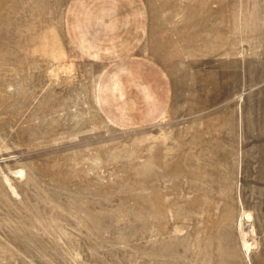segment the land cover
Returning a JSON list of instances; mask_svg holds the SVG:
<instances>
[{"label":"rangeland","instance_id":"rangeland-1","mask_svg":"<svg viewBox=\"0 0 264 264\" xmlns=\"http://www.w3.org/2000/svg\"><path fill=\"white\" fill-rule=\"evenodd\" d=\"M151 3L0 0V264H264V0Z\"/></svg>","mask_w":264,"mask_h":264},{"label":"crops","instance_id":"crops-1","mask_svg":"<svg viewBox=\"0 0 264 264\" xmlns=\"http://www.w3.org/2000/svg\"><path fill=\"white\" fill-rule=\"evenodd\" d=\"M94 1L97 2L95 9L87 8V5L93 3ZM151 1H155V0H73V4L70 10L72 12L69 13V17H72L75 22V26H73V30L72 31L69 30V33L71 32L73 33V36L71 37V39L76 40V42L80 41L81 44L83 43L82 47H85L86 49L94 48L96 47L95 46V44H97L96 42L100 39L99 35L103 33L102 29L99 30L98 28L102 27L104 24H107L108 20H111L113 18V19H118L117 22H120V19H126L125 21H126L127 27L125 30L128 31V26H129L128 19L135 17V20H132L131 25H132V29L134 30V32L132 33L133 34L136 33L137 35L136 37H132V39L134 41H140L139 33H143L144 35L145 33L148 32V37H146V41L148 45L146 48V51H148L150 55L156 52V56H159L158 51H157V49L159 48L153 45L152 31L154 30V17H157V15L153 11V3H151ZM80 19L89 20V23H88L89 27L98 26V28L94 30L93 29L88 30L90 32H95L94 33V35L96 36L95 40H93L92 38L90 39L86 38L87 32L85 33V29L80 27L81 26ZM124 23L125 22L123 21V23L119 24V26H123ZM136 23H141V24L138 25ZM176 24L182 25V22L180 23L175 22L174 25ZM162 25L166 26L167 28L172 27L169 14L166 16L161 15L160 17L158 16L156 18V26L161 27ZM232 28H233L232 33H235V30L237 27L235 28V26H232ZM125 30L123 27L121 28L120 31H125ZM128 33H130V31H128ZM217 33L220 34V36H218V39L215 42L216 45L214 47V50L223 48L228 43L227 39L224 36V32L218 31ZM110 34H111V39L114 38V34L113 33H110ZM170 35H177L176 29L172 30V34ZM116 40H119L120 42L129 41V39H124V38L122 39L118 37L116 38ZM154 40L161 41V38L155 37ZM167 41L169 43L178 42L177 39L173 37H170ZM174 49H177V48H174ZM206 49H208V46H206ZM161 64L163 63H160V65ZM251 100L256 102L257 100L256 96L252 95ZM246 112L247 113L244 114V110H243L242 117L240 118L238 116H235V113L233 111H229L230 115L233 113L234 119L232 121H233V125L235 129L239 130V128L241 127V124H242V127H244V124L247 123L248 125V122H251L250 117H252L251 115L253 112H250V111H246Z\"/></svg>","mask_w":264,"mask_h":264}]
</instances>
